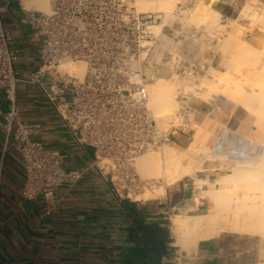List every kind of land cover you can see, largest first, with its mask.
I'll return each instance as SVG.
<instances>
[{"label": "built area", "instance_id": "obj_1", "mask_svg": "<svg viewBox=\"0 0 264 264\" xmlns=\"http://www.w3.org/2000/svg\"><path fill=\"white\" fill-rule=\"evenodd\" d=\"M139 1L48 0L49 11L28 12L26 23L37 46L40 65L23 78L17 72L18 53L11 46L0 0L4 153L13 149L19 154L26 172L22 196L42 200L49 215L60 208L59 190L69 192L93 173L103 178L119 200H133L149 186L136 170L137 159L162 144L175 142L177 135L187 136L197 115L210 116L220 107L218 102L222 101L218 98L206 102L209 106L205 111L194 107V100L200 99L194 94L198 91L195 87L205 67L183 62L170 53L171 68H175L179 81V107L168 129L161 128L149 105L144 52L152 47L148 43L155 42L151 28L162 17L140 12ZM197 3L198 0H185L178 12L190 11ZM21 83L40 88L60 128L89 158L87 165L67 169V156L61 149L34 139L40 133L51 132L53 127L23 118L17 93ZM188 83L192 91H186ZM246 142L237 129L228 125L213 147L221 143L222 151L233 156L241 154ZM215 160L207 164L219 162Z\"/></svg>", "mask_w": 264, "mask_h": 264}, {"label": "crops", "instance_id": "obj_2", "mask_svg": "<svg viewBox=\"0 0 264 264\" xmlns=\"http://www.w3.org/2000/svg\"><path fill=\"white\" fill-rule=\"evenodd\" d=\"M26 3L30 6L25 5V0H3L2 7L11 46L18 53L17 72L23 78L40 65L37 46L26 23L28 12L40 10L32 1ZM208 3L221 22L234 20L247 7L251 13L264 14V0ZM242 26L247 30L244 38L250 46L264 47V23ZM17 93L24 119L53 127L51 132L40 133L34 139L61 149L67 156V169L87 165L89 158L60 128L40 88L21 83ZM193 104L201 111L209 106L196 100ZM2 108L7 110L4 103ZM231 119L226 126L232 123ZM4 138L0 116V264H264L262 238L224 232L191 246L184 245L174 234L176 215L208 212L211 202L201 196L208 189L206 186L197 190L183 183L160 200H119L103 178L93 173L73 190H59L60 208L49 215L42 200H26L22 196L25 168L13 149L4 153ZM176 141L181 140L176 137ZM160 229L168 231L163 255L154 250L155 233ZM148 241L153 243L152 258Z\"/></svg>", "mask_w": 264, "mask_h": 264}, {"label": "bare ground", "instance_id": "obj_3", "mask_svg": "<svg viewBox=\"0 0 264 264\" xmlns=\"http://www.w3.org/2000/svg\"><path fill=\"white\" fill-rule=\"evenodd\" d=\"M27 1H32L40 11H49L48 0H25V5L29 7ZM176 1L138 2V10L142 13L166 14L161 25L151 28L155 36L162 33ZM209 7L211 4L207 3L205 8ZM198 16L204 19L203 15ZM261 19L264 21V14ZM241 34L242 28L235 27L228 42H235L237 46L239 42L235 38ZM236 51V56L227 65L232 72H217L211 68L209 72L213 77L208 87L214 88L213 91L209 88L214 93V99L230 103L233 107H242L249 114L248 120L238 128L243 139L247 140L241 154L231 156L232 153L223 152L221 143L207 147L213 131L205 125L200 126L186 152H177L171 146H165L162 151L143 155L136 161L139 175L149 185L135 197L137 202L163 198L168 188L186 178L195 181L200 189L208 186L201 195L211 202L207 213H183L173 218V232L184 245L196 246L200 240L224 232L261 235L264 238V47L258 50L246 44ZM149 77L152 81L148 85L149 105L163 122L176 107L172 87L174 72L165 67L156 73L151 72ZM212 160L227 161L231 165L215 184L197 178L198 173L205 172L203 164Z\"/></svg>", "mask_w": 264, "mask_h": 264}, {"label": "rangeland", "instance_id": "obj_4", "mask_svg": "<svg viewBox=\"0 0 264 264\" xmlns=\"http://www.w3.org/2000/svg\"><path fill=\"white\" fill-rule=\"evenodd\" d=\"M184 1L185 0H177L174 3L173 10L169 14V18L166 21V26L163 27L162 33L159 36H156L154 43H148V45L152 47H148L144 52V56L147 59L145 73L148 76V85L152 82L149 77L151 72L156 73V71H160L161 68H169L174 72L175 76L174 80H172V87H174L173 98L176 101V107L169 114L166 120L161 122V128L163 130L168 129L169 123L176 115L179 107L176 99L179 81L177 73L175 72V68H171L170 53L174 54L178 60L205 67L202 78L198 83V86L195 87L198 91L196 93L194 91V94L200 98L196 99V102H210L215 98L213 97L214 93L210 92L211 90L213 91L214 88H212V86L208 87L211 83L210 79L213 77V75H211L209 72L210 69L213 68L217 70V72H224L228 74L231 73L232 69L227 67L228 63H230L232 58L236 56L237 49L248 44L244 38L247 30L242 25L248 24L249 22L257 25L258 23H264L258 12L254 11L251 13L250 7L246 8L242 12L240 11V15L235 17L234 20L231 19L229 21L221 22L219 20L220 16L215 13L213 7H209L207 9L205 8L208 0H198L197 5L193 9L180 13L178 12V8L180 4L184 3ZM154 14L160 15L162 17L157 23V25H161L166 14ZM200 14L203 15L204 19L198 16ZM235 27L242 28L241 36L235 38V40L239 42L237 46H235V42H228L230 38L229 35L232 33V31H234ZM262 30L264 31V27ZM262 47L263 45L259 46L257 49H262ZM69 70L73 71V68H69ZM183 85L185 86L186 84ZM209 88H211V90H209ZM148 89H150V87H148ZM185 89L186 91H192V87L189 85V83L186 85ZM218 103L220 105V110H214L210 116H207L204 113L197 115L196 121L192 126V130L187 136L177 135L181 141L162 144L158 149L152 152L162 151L165 146H171L177 152H186L188 147L191 145L195 134L197 131H199L200 126L205 125L210 131H213L211 141L207 146L210 147L215 144L221 132L227 127L226 125L229 123L230 118H232L233 121L231 124H229V126L236 128H239V125L243 124L245 120H248L249 114L244 108L233 107L230 103H223V101L221 103L219 101ZM211 120H214L215 122ZM208 122H210V124L207 125ZM252 129V124H250V130L252 131ZM237 130L239 131V129ZM152 152L146 154H150ZM226 162L227 161L223 162L220 160L217 163L203 164V169L205 172L198 173L197 178L206 180V182L209 181V179H212L211 183L215 184L219 176L224 175L228 170L227 168L231 167V165ZM183 183L189 184L193 187V189H200L199 186L195 185V181H193L191 178H186L176 186L168 188L167 192ZM206 187L204 186V188ZM163 198L157 199L160 200ZM133 200H135V197H133ZM247 236L264 239L261 235L248 234Z\"/></svg>", "mask_w": 264, "mask_h": 264}, {"label": "trees", "instance_id": "obj_5", "mask_svg": "<svg viewBox=\"0 0 264 264\" xmlns=\"http://www.w3.org/2000/svg\"><path fill=\"white\" fill-rule=\"evenodd\" d=\"M155 234H156L154 239L155 254L159 250L161 255H163V253L165 252V242H166V238L168 237V231L164 229H160ZM147 248L152 258L153 243L151 241H148Z\"/></svg>", "mask_w": 264, "mask_h": 264}]
</instances>
